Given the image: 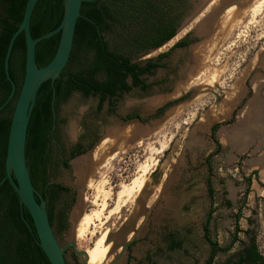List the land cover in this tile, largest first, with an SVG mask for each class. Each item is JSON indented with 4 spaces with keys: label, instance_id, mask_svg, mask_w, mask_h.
I'll use <instances>...</instances> for the list:
<instances>
[{
    "label": "flooded vegetation",
    "instance_id": "1",
    "mask_svg": "<svg viewBox=\"0 0 264 264\" xmlns=\"http://www.w3.org/2000/svg\"><path fill=\"white\" fill-rule=\"evenodd\" d=\"M181 34L180 40L176 35L159 47L119 51L138 69L134 73L123 70L127 76L122 81L105 87L113 93H96L91 84L90 94L75 92L86 102V113L73 120L66 134L68 140L62 137L59 112L55 113L48 151V181L38 192L46 202L49 217L53 215L52 227L60 242L59 232L72 233L70 230L78 225L88 202L82 190L88 186L86 181L97 150L104 142L109 143V148L123 138L119 135L115 140H107V137L116 136L122 127L143 123L141 111L159 117L168 108L183 103L184 111L200 98L208 99L185 140L172 142L161 160L163 168L159 165L152 171L150 194L139 200L136 215L121 230L120 242L108 264H183V254L195 251L194 245L207 238L213 240L219 195L223 196L222 207L231 205L229 199L225 200L230 186V179H226L230 176L225 173H234L235 152L243 157L246 196L250 198L256 182L264 206V43L253 58H247L237 77L223 82L225 68L213 67L207 54L208 45L194 49L198 36L193 29ZM175 40L176 44L163 52ZM110 51L115 50L110 47ZM175 52L179 54L173 61ZM141 69L147 71L140 72ZM159 72L162 76L157 78ZM214 74L217 80L211 83ZM88 79L101 84L109 81L105 72ZM161 85H165L161 90L166 92L160 94H166L167 101L155 108L151 105L152 97ZM137 98L144 103L135 101ZM200 116L219 119L205 122ZM199 123L203 131L197 129ZM81 162L80 173L77 165ZM60 171L69 172L75 183L60 182Z\"/></svg>",
    "mask_w": 264,
    "mask_h": 264
},
{
    "label": "trees",
    "instance_id": "2",
    "mask_svg": "<svg viewBox=\"0 0 264 264\" xmlns=\"http://www.w3.org/2000/svg\"><path fill=\"white\" fill-rule=\"evenodd\" d=\"M27 1L0 0V107L12 93L4 62L9 42L23 21ZM189 5L190 0H87L83 3L69 63L59 78L42 85L30 120L26 156L31 179L37 190L41 191L48 181V151L53 139L55 113L59 112L60 105L75 92L90 94L89 84L96 93L112 92L105 87L122 81L128 72L134 73L137 68L130 65V59L120 56L118 52L147 50L170 41L177 35ZM64 12V0H39L31 19L32 36L39 38L57 29L62 23ZM60 38L61 34L58 33L37 44L39 67L52 61ZM110 47L115 51H110ZM26 51V39L21 34L16 39L9 61L10 76L17 91L0 110V264H51L39 245L28 210L21 205L8 179L6 168L11 121L25 78ZM144 71L147 70L141 69L140 72ZM104 72L109 77L108 83L101 84L88 79ZM52 221L51 213V224ZM239 221L240 217L237 216L231 246L223 248L217 241L207 238L212 250L205 264H214L218 253L227 252L238 241L241 231ZM237 264H264L256 236H252L250 243L239 253Z\"/></svg>",
    "mask_w": 264,
    "mask_h": 264
},
{
    "label": "rangeland",
    "instance_id": "3",
    "mask_svg": "<svg viewBox=\"0 0 264 264\" xmlns=\"http://www.w3.org/2000/svg\"><path fill=\"white\" fill-rule=\"evenodd\" d=\"M219 0H215L209 8L194 22L186 31L192 30L200 20L206 16L212 8L217 6ZM230 9H233L229 19L223 25V17L219 19L215 26V30L211 38L203 39L198 37L194 41L193 47L197 49L199 45H208L207 54L210 55L209 61L213 62L216 69L225 68L223 82H228L238 76V72L245 64L248 57L257 53L264 43V0H243L240 4H235ZM183 30H178V39L183 36ZM176 40L170 43L163 52H167L172 45L176 44ZM179 52V51H177ZM175 52L172 60L178 56ZM174 61V60H173ZM174 65V64H173ZM217 73V72H214ZM229 74V75H228ZM162 76V73L157 74V78ZM224 85V83H222ZM165 85L157 86L155 96L152 97L151 105L155 108L163 104L166 100V94H160L166 91L161 90ZM160 89V90H159ZM140 104L144 103L141 98H137ZM206 97L200 98L192 107L183 111V103L176 107L168 108L159 117H153L151 113L141 111L144 126L138 123L130 127H122L116 136H109L107 140H115L117 136H121V141L115 146L101 149L96 153V161H94L93 169L86 184L82 190L88 198V202L84 204V211L81 218L88 213L95 212L97 206L94 205L98 192H110V196L103 198L99 197V203H106V209L100 221L91 227L90 232L84 238V241L76 239V230L78 225H75L72 233L68 231H60L59 239L64 247L70 240L74 241L78 251L92 249L99 237L105 232L107 233V244L110 246V251L105 261L108 264L111 260L110 255L114 253L118 247L120 240V232L129 225L131 219L136 215L139 200L143 196L150 194L152 184L149 181L152 171L157 167L163 168V155L172 142L185 140L192 124L197 120L198 113L203 103H207ZM86 102L78 93L73 94L67 101L60 105L59 117L60 127L63 139L68 140L67 133L71 129L73 120L79 118L86 113ZM206 122L218 120V116L201 117ZM199 123L197 129L203 131ZM138 136L139 140H133ZM122 147V148H121ZM225 146V153L226 152ZM238 149V148H237ZM242 149V148H241ZM240 150V149H239ZM117 154V155H116ZM116 157L114 158V156ZM231 155V154H230ZM98 158V159H97ZM235 170L225 173L230 176L229 195L225 200H230V207H222L223 196L219 195L220 207L216 213L217 222L213 228L212 238L220 243L221 246L227 248L233 242L236 217H240V226L243 231H251L256 236L259 249L264 253V206L261 204V191L257 183L253 185V192L248 198L245 192L244 181V161L239 153L235 152ZM219 168L222 166V161H219ZM147 168L145 175V189L135 197H132L125 204H118V196L125 186H131L136 178L143 175V169ZM221 174V173H220ZM60 182L74 184L75 180L69 175V172L58 173ZM221 174L219 179H222ZM103 200V201H102ZM91 201V202H90ZM79 224V222H78ZM132 229V228H131ZM130 230V229H129ZM239 234V242L247 241L248 236L244 233ZM130 233L127 232V234ZM233 245V247L225 252L220 253L214 264H237L238 254L242 249L241 243ZM187 248V246L185 247ZM190 249V248H189ZM195 251L190 254H183V264H205L211 253V246L207 241L194 245ZM188 250V249H187ZM186 251V250H185ZM68 264H81L79 257L75 255L72 247L66 251ZM109 259V260H108Z\"/></svg>",
    "mask_w": 264,
    "mask_h": 264
},
{
    "label": "water",
    "instance_id": "4",
    "mask_svg": "<svg viewBox=\"0 0 264 264\" xmlns=\"http://www.w3.org/2000/svg\"><path fill=\"white\" fill-rule=\"evenodd\" d=\"M86 1L87 0H64L65 12L60 26L54 31L39 38H34L31 33V19L39 0H28L23 21L9 42L4 62L6 78L12 85V93L8 101L0 107V110L14 97L17 91V86L10 76L9 61L16 39L21 34H24L27 46L25 78L11 121L6 168L8 179L18 194L21 205L28 210L36 230L39 245L51 264H68L66 251L69 247L73 248L75 255L80 258L81 264H87V260L85 252L78 251L74 241L70 240L68 244L63 247L55 236L46 202L34 187L28 168L26 156L28 130L40 88L44 83L48 81L54 82L59 78L69 63L74 47L77 24L82 17V5ZM214 1L215 0H190L189 8L183 15L179 30L188 29L199 17H201V15H203ZM241 1L243 0H219L217 6L212 8L211 11L198 22L193 28V31L196 32L198 37L211 38L215 26L222 15L235 4H240ZM208 22L209 25L207 24ZM203 24H207L210 27L205 34L199 33L201 27L203 28L205 26H203ZM58 33L61 34V38L56 55L48 65L39 67L36 59L37 44ZM138 124L144 126L141 121L138 122ZM133 140L137 141L139 137L136 136ZM30 228L32 230V227Z\"/></svg>",
    "mask_w": 264,
    "mask_h": 264
},
{
    "label": "bare ground",
    "instance_id": "5",
    "mask_svg": "<svg viewBox=\"0 0 264 264\" xmlns=\"http://www.w3.org/2000/svg\"><path fill=\"white\" fill-rule=\"evenodd\" d=\"M232 10L233 9L229 8L225 12L224 14L225 16L223 17V22H222L223 25L227 22V19H229V16L231 15ZM207 24L209 25V22ZM207 24H203V26L204 25L205 26L203 28L201 27V29L199 30V33H204V34L207 33V31L210 29V27ZM216 80H217V77L214 74L211 77V83H214ZM107 144L109 145L108 142L102 143L101 149L108 148ZM116 155L114 156V158L116 157ZM82 165H83L82 162L78 163L77 172H80L83 169ZM147 171L148 170L145 167L142 171L143 172L142 176L136 178V180L133 182L131 186H125L122 188V191L120 192L118 196V204L127 203L132 197L137 196L145 189V186H146L145 185V175L147 174ZM102 189L101 191L98 192V196L95 202H93L94 205L97 206V210L95 212L85 214L79 221L78 228L76 230V239L79 241H82V240L84 241V238L90 232L91 227L94 226L98 221H100L104 214V211L106 209V203L104 202L100 204L98 200L100 196H103V198H106V197L108 198L110 196V192L102 191ZM107 237L108 235L105 232V234H103L101 237L98 238L96 244L94 245L92 249L84 250L87 264H105V261L110 251V246L107 244Z\"/></svg>",
    "mask_w": 264,
    "mask_h": 264
},
{
    "label": "crops",
    "instance_id": "6",
    "mask_svg": "<svg viewBox=\"0 0 264 264\" xmlns=\"http://www.w3.org/2000/svg\"><path fill=\"white\" fill-rule=\"evenodd\" d=\"M240 230H241L240 233H242L243 230H242L241 226H240ZM240 233H239V234H240ZM243 233H244L245 235L248 236V240H247V241H243V242H239L240 238H239V234H238V237H237V238H238V241L235 243V244H237L238 242L241 243V245H242V249L240 250V252L243 251V249L245 248V246L248 245V244L250 243V239H251V237L254 236V235L252 234L251 231H243ZM234 237H235V233H234ZM234 237H233V239H234ZM218 243H219V242H218ZM208 244H209V243H208ZM219 244H220V243H219ZM232 244H233V242H232ZM232 244H231V245H232ZM235 244H234V245H235ZM209 245H210V244H209ZM231 245H230V246H231ZM220 246H221V245H220ZM221 247H223V246H221ZM223 248H225V247H223ZM211 250H212V248H211ZM228 251H229V250H228ZM260 251H261V250H260ZM240 252H239V253H240ZM222 253H225V252H222ZM261 253H262V255L264 256V253H263V252H261ZM210 254H211V253H210ZM219 254H220V253H218V255H219ZM218 255H217V257H218ZM209 257H210V256H209ZM217 257H216V258H217ZM208 259H209V258H208ZM215 260H216V259H215ZM238 260H239V254H238ZM214 262H215V261H214ZM237 262H238V261H237Z\"/></svg>",
    "mask_w": 264,
    "mask_h": 264
}]
</instances>
